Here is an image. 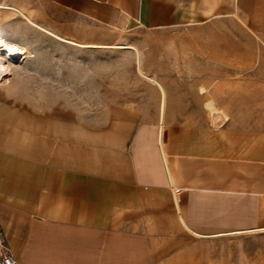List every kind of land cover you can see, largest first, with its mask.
Masks as SVG:
<instances>
[{"label": "crops", "instance_id": "crops-1", "mask_svg": "<svg viewBox=\"0 0 264 264\" xmlns=\"http://www.w3.org/2000/svg\"><path fill=\"white\" fill-rule=\"evenodd\" d=\"M2 3L72 39L78 19L156 31L235 16L264 47V0ZM4 12L7 40L31 44V27ZM90 40L79 42L108 44ZM3 94L0 237L14 264H252L237 251L264 233V129L170 120L160 130L159 114L142 121L122 104L79 123Z\"/></svg>", "mask_w": 264, "mask_h": 264}, {"label": "rangeland", "instance_id": "rangeland-1", "mask_svg": "<svg viewBox=\"0 0 264 264\" xmlns=\"http://www.w3.org/2000/svg\"><path fill=\"white\" fill-rule=\"evenodd\" d=\"M11 13L0 11L1 30L2 18ZM9 31L10 39L17 35ZM25 34L31 44L8 41L3 32L24 53L2 57L7 72L0 89L14 102L71 111L79 123L100 120L105 109L118 104L133 108L142 121L158 117L161 93L137 73L134 53L75 48L32 28ZM75 35L78 41L102 38L108 43L102 45L129 43L139 49L142 72L159 81L165 93L162 128L175 120L264 129V47L235 16L156 31L105 29L78 19ZM240 242L239 262L246 253L252 264H264V233Z\"/></svg>", "mask_w": 264, "mask_h": 264}, {"label": "bare ground", "instance_id": "bare-ground-1", "mask_svg": "<svg viewBox=\"0 0 264 264\" xmlns=\"http://www.w3.org/2000/svg\"><path fill=\"white\" fill-rule=\"evenodd\" d=\"M0 8H1L0 11H2V10L14 11L32 29H35V30L41 32L42 34L48 36L52 40L59 42L61 44L67 45V46L80 48V49H93V50L94 49H98V50L99 49H109V50H125V51L133 52L135 55V63H136L135 66L137 67L136 71H138V74H140L142 77H144L150 83L154 84L157 87V89L159 90V92L161 93V104H160V111H159V119H160V124H162L163 113L165 110V108H164V106H165V93H164L163 87L155 78L148 77L142 72L141 55H140L139 50L135 46H133L129 43H117V44H111V45L82 43V42H79V41L74 40L72 38L60 36V35L54 33L53 31L36 24L23 11L18 10L16 8H13V7H10L7 4H4V3L0 4ZM23 55H24L23 49L21 47H19L18 45H16L15 43H10V42L6 41L5 38L3 37V31L0 29V79L7 72V68L5 66H3V64H2V57L12 59V58H16L18 56H23ZM210 115L214 116L213 110L210 112ZM160 130H162V126L160 127ZM160 130H158V131H160Z\"/></svg>", "mask_w": 264, "mask_h": 264}, {"label": "built area", "instance_id": "built-area-1", "mask_svg": "<svg viewBox=\"0 0 264 264\" xmlns=\"http://www.w3.org/2000/svg\"><path fill=\"white\" fill-rule=\"evenodd\" d=\"M1 9V8H0ZM1 237H0V264H14V259L7 251H2Z\"/></svg>", "mask_w": 264, "mask_h": 264}]
</instances>
